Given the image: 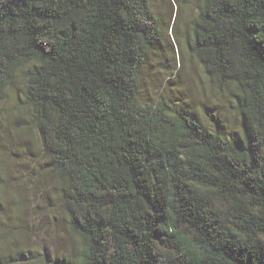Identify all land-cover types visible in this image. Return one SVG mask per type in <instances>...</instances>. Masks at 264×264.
I'll use <instances>...</instances> for the list:
<instances>
[{
	"label": "trees",
	"instance_id": "1",
	"mask_svg": "<svg viewBox=\"0 0 264 264\" xmlns=\"http://www.w3.org/2000/svg\"><path fill=\"white\" fill-rule=\"evenodd\" d=\"M198 1L179 44L233 95L237 137L168 99L141 100L165 38L150 0H0V104L23 75L80 241L43 264H264V0Z\"/></svg>",
	"mask_w": 264,
	"mask_h": 264
},
{
	"label": "rangeland",
	"instance_id": "2",
	"mask_svg": "<svg viewBox=\"0 0 264 264\" xmlns=\"http://www.w3.org/2000/svg\"><path fill=\"white\" fill-rule=\"evenodd\" d=\"M163 19L164 41L142 72L143 102L171 101L196 113L211 127L221 126L230 137L240 135L235 99L220 93L188 50L185 36L200 5L198 0H150ZM177 32V35L175 34ZM184 36V37H183ZM175 45L174 65L169 49ZM166 58L167 60H165ZM23 75L0 104V256L25 251L21 264H43L47 257L73 255L80 241L68 232L60 192L45 171L43 150L24 95Z\"/></svg>",
	"mask_w": 264,
	"mask_h": 264
}]
</instances>
